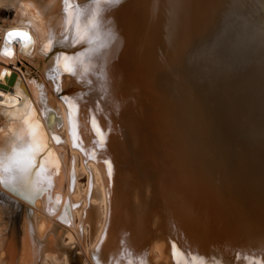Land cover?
Returning <instances> with one entry per match:
<instances>
[{"label":"bare ground","instance_id":"1","mask_svg":"<svg viewBox=\"0 0 264 264\" xmlns=\"http://www.w3.org/2000/svg\"><path fill=\"white\" fill-rule=\"evenodd\" d=\"M141 1L108 14L120 40L108 50L111 91L95 115L111 143L93 160L73 147L64 98L78 106L77 142L91 153L97 82L55 71L57 56L85 50L60 42L62 0H0L12 12L0 21V147L34 119L52 153L43 160L51 188L26 198L0 183L18 221L17 238L11 228L0 251L7 264H173L172 240L230 264H245L237 252L264 256V45H241L235 62L198 51L181 61L176 43H149L154 1ZM17 30L31 39L9 43Z\"/></svg>","mask_w":264,"mask_h":264},{"label":"snow or ice","instance_id":"2","mask_svg":"<svg viewBox=\"0 0 264 264\" xmlns=\"http://www.w3.org/2000/svg\"><path fill=\"white\" fill-rule=\"evenodd\" d=\"M124 2L125 0H88L86 4L81 5L78 0H62L64 31L61 34L60 42L70 43L73 46L80 44L84 46L85 50L79 56H57L55 71L57 79L59 74L66 72L86 84H92L93 79L97 82L96 86L100 95L96 101V109L89 119L96 137L93 141L95 148L91 153L77 142L79 137L75 116L78 106L68 98H64V102L69 108L73 147L79 148L93 160L96 159V150L105 151L107 146L108 130L101 128L95 112L103 111V108L100 107L101 101H105L110 94L111 74L108 67V50L114 51L120 40L116 25L108 14ZM13 37L20 40L31 39L30 33L18 30L7 33L9 43L12 42ZM52 47L53 43L49 41L46 45V52L50 51ZM8 54L5 53V55ZM7 74L11 75V73ZM56 90L59 91V87ZM44 102L46 103V101ZM29 107H31L30 104ZM32 116H35L34 111ZM23 124L24 127L19 133L13 132L15 142L9 145V149L0 147V173L7 174L5 178L0 179V183L27 198V193H39L45 190L43 185L46 182L48 188L52 187L50 178L45 174L43 164V160L52 153L50 149L46 148L39 121L24 119ZM53 139L62 143L58 137L54 136ZM103 162L107 166V175L111 178L112 163L108 159ZM56 203H59L58 199ZM67 214L68 210L66 209V216ZM62 222L70 226L69 220L64 219ZM170 245L173 264H230L216 256H207L190 248L185 250L174 242H170ZM235 256L237 260L242 258L245 264H264V256L256 258L254 255L250 256L240 252H237ZM116 264H119V261H116ZM128 264H132V261L129 260Z\"/></svg>","mask_w":264,"mask_h":264},{"label":"water","instance_id":"3","mask_svg":"<svg viewBox=\"0 0 264 264\" xmlns=\"http://www.w3.org/2000/svg\"><path fill=\"white\" fill-rule=\"evenodd\" d=\"M151 1H154V7L148 13L151 23L149 43L154 44L159 37L162 43H176L175 58L181 61L188 60L198 51V57L203 59L212 56L220 60L229 56L235 62L238 59L236 50H240L241 45L249 48L254 45L258 48L260 43L264 45V0ZM14 80L15 74H12L8 84H13ZM63 95L65 92L59 91V96ZM121 106L124 107L122 103ZM121 110L125 111V107ZM116 120V126L120 128L118 120L121 118L116 117ZM110 135L116 137L118 143L123 142L119 131ZM110 143L108 140L107 145ZM118 174L119 170L116 176L114 172L115 183ZM13 203L0 195V251L7 244L13 224L18 222L12 210ZM7 261V258H0V264H7Z\"/></svg>","mask_w":264,"mask_h":264},{"label":"rangeland","instance_id":"4","mask_svg":"<svg viewBox=\"0 0 264 264\" xmlns=\"http://www.w3.org/2000/svg\"><path fill=\"white\" fill-rule=\"evenodd\" d=\"M11 13H12L11 10H7V9L1 10L0 11V21L9 18L11 16ZM79 179H80V183L81 184H85V177L84 176L83 177H80ZM12 228H13L12 229L13 235H15L16 238H17V236H18V231H17L18 225H17V223L15 224V226L13 225Z\"/></svg>","mask_w":264,"mask_h":264}]
</instances>
